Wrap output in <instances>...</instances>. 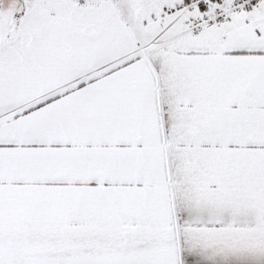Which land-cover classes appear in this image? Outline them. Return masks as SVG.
<instances>
[{
    "label": "snow or ice",
    "instance_id": "obj_1",
    "mask_svg": "<svg viewBox=\"0 0 264 264\" xmlns=\"http://www.w3.org/2000/svg\"><path fill=\"white\" fill-rule=\"evenodd\" d=\"M0 264H264V0H0Z\"/></svg>",
    "mask_w": 264,
    "mask_h": 264
}]
</instances>
